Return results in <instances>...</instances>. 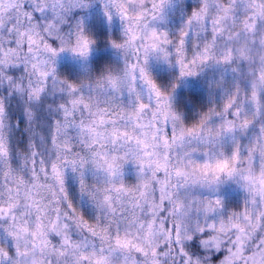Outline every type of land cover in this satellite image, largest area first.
I'll use <instances>...</instances> for the list:
<instances>
[{"label":"clouds","instance_id":"1","mask_svg":"<svg viewBox=\"0 0 264 264\" xmlns=\"http://www.w3.org/2000/svg\"><path fill=\"white\" fill-rule=\"evenodd\" d=\"M0 264H264V0H0Z\"/></svg>","mask_w":264,"mask_h":264},{"label":"snow or ice","instance_id":"2","mask_svg":"<svg viewBox=\"0 0 264 264\" xmlns=\"http://www.w3.org/2000/svg\"><path fill=\"white\" fill-rule=\"evenodd\" d=\"M86 43L87 42H85V46H86ZM218 167L221 168V169H223L224 167H226V165L222 164V165H218ZM54 170H55V168H54ZM118 243H119V241H118Z\"/></svg>","mask_w":264,"mask_h":264}]
</instances>
